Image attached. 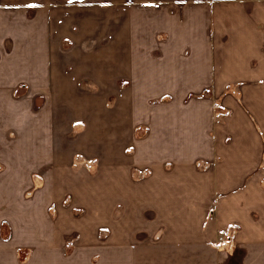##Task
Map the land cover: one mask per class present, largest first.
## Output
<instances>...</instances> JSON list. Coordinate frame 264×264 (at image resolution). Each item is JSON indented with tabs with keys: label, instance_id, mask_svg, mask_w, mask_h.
<instances>
[{
	"label": "rangeland",
	"instance_id": "obj_1",
	"mask_svg": "<svg viewBox=\"0 0 264 264\" xmlns=\"http://www.w3.org/2000/svg\"><path fill=\"white\" fill-rule=\"evenodd\" d=\"M131 3L130 76L116 70L93 93L57 78L47 93L31 92L25 78L8 87L0 80V250L19 264H43L44 252L56 262L137 258L148 233L170 224V199L211 195L214 217L224 197L212 194L219 154L246 147L231 132L242 129L231 122L242 107L238 87L142 88V0ZM259 154L256 173L238 181L264 187V142Z\"/></svg>",
	"mask_w": 264,
	"mask_h": 264
},
{
	"label": "crops",
	"instance_id": "obj_2",
	"mask_svg": "<svg viewBox=\"0 0 264 264\" xmlns=\"http://www.w3.org/2000/svg\"><path fill=\"white\" fill-rule=\"evenodd\" d=\"M132 6L129 0H1L3 86L25 78L31 92L47 93L57 78L58 86L93 93L98 79L114 78L116 70L130 76ZM148 86L155 93L239 88L242 107H234L231 122L242 129L231 132L247 148L219 154L220 182L212 194L224 197L216 200L214 217L208 219L211 195L172 198L170 224L148 233L137 258L92 263L76 255L56 262L44 252L43 264H264V187L236 178L257 170L264 142V0H142V88ZM0 264L19 263L1 249Z\"/></svg>",
	"mask_w": 264,
	"mask_h": 264
},
{
	"label": "snow or ice",
	"instance_id": "obj_3",
	"mask_svg": "<svg viewBox=\"0 0 264 264\" xmlns=\"http://www.w3.org/2000/svg\"><path fill=\"white\" fill-rule=\"evenodd\" d=\"M69 2L71 3L72 0H69ZM28 7H35V5H28Z\"/></svg>",
	"mask_w": 264,
	"mask_h": 264
}]
</instances>
